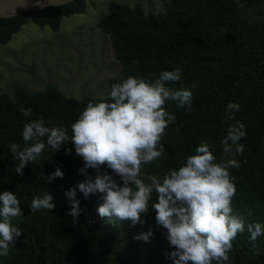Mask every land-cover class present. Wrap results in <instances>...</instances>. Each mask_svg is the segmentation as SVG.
Instances as JSON below:
<instances>
[{
  "label": "trees",
  "instance_id": "obj_1",
  "mask_svg": "<svg viewBox=\"0 0 264 264\" xmlns=\"http://www.w3.org/2000/svg\"><path fill=\"white\" fill-rule=\"evenodd\" d=\"M85 9L86 0H73L0 19V44L5 45L28 21L56 32L63 17ZM96 25L109 36L120 66L118 75L108 81L109 89L128 76L152 81L161 71L174 68L181 69V80L169 87L195 85L190 89L191 111L167 103L176 121L162 140L163 157L144 171L163 176L181 166L204 142L219 161L223 155L219 141L235 122L226 120V105H241L236 120L246 126L247 135L239 141L244 145L243 155L235 157L240 167L229 169L237 188L232 206L246 222L264 223V0H169L157 15L144 14L140 4L130 8L112 1ZM107 99L66 98L50 84L41 91L16 87L12 96L0 94V193L14 192L24 212L15 222L21 235L8 256H0V264H172L167 253L174 249L169 247L166 229L156 225L153 211L142 217L143 225L108 224L96 211L103 194L86 199L76 189L82 212L73 223L65 193L85 178L78 171L82 159L75 156L71 143L56 152L46 148L42 158L28 164L21 176L14 171L18 162L9 144H23L24 123L43 117L46 126L69 127L89 102ZM29 107L32 115L25 117L20 109ZM64 147L72 149L71 154L66 156ZM58 165L64 178L44 183L40 176H48ZM88 172L93 175L92 170ZM46 192L53 197L54 210L31 212L32 198ZM149 230L153 234L148 243L133 239ZM256 243L258 252L247 230L238 234L229 254L231 264H264V236Z\"/></svg>",
  "mask_w": 264,
  "mask_h": 264
},
{
  "label": "clouds",
  "instance_id": "obj_2",
  "mask_svg": "<svg viewBox=\"0 0 264 264\" xmlns=\"http://www.w3.org/2000/svg\"><path fill=\"white\" fill-rule=\"evenodd\" d=\"M180 80V68L161 71L152 81L128 76L111 85L107 101L89 102L69 127L46 126L43 117L24 123L23 144H9L18 162L14 171L21 176L28 164L42 158L46 148L56 152L71 143L75 156L82 159L78 171L85 178L65 193L73 223L82 212L76 189L86 199L101 193L102 203L96 211L108 224L129 221L133 226L143 225L146 221L142 217L153 211L156 225L166 229L169 247L174 249L167 253L172 264H231L229 254L238 234L247 230L256 252V242L264 236V223L246 222L232 206L237 188L229 169L240 167L235 157L243 155L244 145L239 141L247 135L246 126L236 120L241 105H226V120L235 122L219 141L223 154L219 161L204 142L181 166L169 169L163 176L144 171L163 157L162 140L176 121L175 114L167 111V103L175 102L177 107L191 111L190 89L195 85L179 89L168 86ZM20 112L25 117L32 115L30 107ZM174 132L178 134L179 128ZM63 150L66 156L72 152L67 147ZM61 168L58 165L40 179L48 184L63 179ZM54 208L53 197L47 192L31 200V212H52ZM23 215L14 192L0 193V256H8L15 246L21 235L15 222ZM152 234L151 230L141 232L133 239L148 243Z\"/></svg>",
  "mask_w": 264,
  "mask_h": 264
},
{
  "label": "rangeland",
  "instance_id": "obj_3",
  "mask_svg": "<svg viewBox=\"0 0 264 264\" xmlns=\"http://www.w3.org/2000/svg\"><path fill=\"white\" fill-rule=\"evenodd\" d=\"M112 1L130 8L140 4L144 14L157 15L169 0H86L85 12L63 17L56 32L26 22L0 44V94L12 96L16 87L41 91L50 84L66 98L108 97V81L120 66L96 23Z\"/></svg>",
  "mask_w": 264,
  "mask_h": 264
},
{
  "label": "water",
  "instance_id": "obj_4",
  "mask_svg": "<svg viewBox=\"0 0 264 264\" xmlns=\"http://www.w3.org/2000/svg\"><path fill=\"white\" fill-rule=\"evenodd\" d=\"M72 1L73 0H0V19L12 18L48 7L64 6Z\"/></svg>",
  "mask_w": 264,
  "mask_h": 264
}]
</instances>
